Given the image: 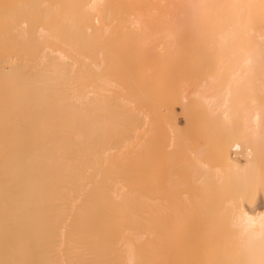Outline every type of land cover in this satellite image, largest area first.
Returning <instances> with one entry per match:
<instances>
[{"label": "bare ground", "instance_id": "obj_1", "mask_svg": "<svg viewBox=\"0 0 264 264\" xmlns=\"http://www.w3.org/2000/svg\"><path fill=\"white\" fill-rule=\"evenodd\" d=\"M262 6L0 0V264H264Z\"/></svg>", "mask_w": 264, "mask_h": 264}, {"label": "rangeland", "instance_id": "obj_2", "mask_svg": "<svg viewBox=\"0 0 264 264\" xmlns=\"http://www.w3.org/2000/svg\"><path fill=\"white\" fill-rule=\"evenodd\" d=\"M262 5H264V0H251V12H250V17H251V19L252 18H255L257 15H259V14H261L262 13ZM263 24H264V22H263ZM175 108L177 109V111L179 112V117H178V120H179V123L180 124H182L183 126L184 125H186L187 123V119H185V114H183L182 113V111H181V108H180V104L179 103H175ZM181 113V114H180ZM185 120H186V122H185ZM196 126H197V124H196ZM185 128L184 129H186L187 130V126H184ZM198 127H199V129H198ZM198 129V130H197ZM197 129H196V131H194V132H197V131H199V133H200V131H201V128H200V125L198 124V126H197ZM186 132V131H185ZM193 133V132H192ZM199 133H198V135H199ZM202 131H201V135H202ZM194 134V133H193ZM196 133H195V136L194 135H191L190 136V138L194 141V146H196V147H201V144H202V142H204V139H203V137L205 136V134L202 136V137H200L201 139H199V138H195L196 137ZM188 136L189 135H186V137L188 138ZM194 136V137H193ZM200 136V135H199ZM199 136H197V137H199ZM195 138V139H194ZM197 139L199 140V142L197 141ZM201 140H203V141H201ZM196 141L198 142V144H200V145H198L197 146V144H196ZM185 143H186V141H185ZM184 143V141H183V144H185ZM213 147V146H212ZM211 147V145H210V148H212ZM208 149H209V146L207 147ZM210 150V149H209ZM214 162H215V160H214ZM216 163H217V161H216ZM184 169H186V166L185 167H183ZM184 169H182V170H184ZM188 169H186V170H184V171H187ZM183 171V172H184ZM185 173V172H184ZM187 173V172H186ZM186 173H185V176H187L186 175ZM182 178H183V174H182Z\"/></svg>", "mask_w": 264, "mask_h": 264}]
</instances>
